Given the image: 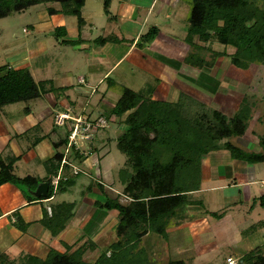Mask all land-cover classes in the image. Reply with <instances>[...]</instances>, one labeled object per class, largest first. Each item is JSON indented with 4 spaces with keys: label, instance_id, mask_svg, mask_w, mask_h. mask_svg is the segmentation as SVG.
I'll list each match as a JSON object with an SVG mask.
<instances>
[{
    "label": "rangeland",
    "instance_id": "374dc122",
    "mask_svg": "<svg viewBox=\"0 0 264 264\" xmlns=\"http://www.w3.org/2000/svg\"><path fill=\"white\" fill-rule=\"evenodd\" d=\"M165 1L167 2V0ZM189 1L172 0V9L165 10L161 20L159 19L157 23L154 20V15L144 21L135 13L131 15L134 18L129 21L123 18L121 7L117 8L116 6L110 12L111 21H107L108 15L103 10L104 0H86L84 15L87 19L91 17L96 24L92 25V28L86 26L79 32L76 18L69 16L65 26L69 28L66 39L78 40L80 36L84 40L82 43L80 40L75 45L62 44L59 39L55 38L58 33L54 29L64 27L65 23L62 20L65 16L61 13L50 15L47 8L50 6L58 10L60 5L57 3L36 5L22 13L0 19V66L8 64L13 68L27 69L36 83L50 80L55 88L51 92L52 94H47L49 96L42 95L38 99L3 107L0 113L7 112L6 118L3 117L5 121H11L13 117L19 120L25 119V115L31 112V115L39 122L46 120V123L53 125L66 137L70 132L69 122H66L65 127L57 126L54 123L55 112L67 111L72 116H82L83 119L89 120L102 117L107 122L104 129L91 130L93 140L90 136H88L90 141H82L78 136L74 139L76 148L90 157L87 164L75 158L74 147L64 152L67 145L56 149L52 145V142L57 141L53 136L51 139L41 137V133L38 131L40 126L31 131L33 134L37 133L38 138L41 137L31 146H35L40 157L54 156L56 152L65 153L68 154L66 160L84 171L75 177L72 169L63 170L60 173V180L64 183L67 179L73 178L75 182L68 185L63 184L65 192L58 191V182L55 192L52 191V201L50 202L34 200L38 203L35 204L36 208L41 209L42 217L45 215L47 206L52 208L63 202L73 204V216L65 224L64 229L58 234L59 236L57 235L59 244H55L53 247L41 245V252L38 253L39 258L45 259L50 251L72 253L81 246H84L83 250L85 249L82 259L90 264H98V259L102 255L105 256L104 261L120 264H166L170 260H182L186 264H226L227 257L233 258L239 264H251L249 261L251 256L264 255V208L260 206V198L264 194V163L247 164L255 171L254 174H250L255 175V179L252 181L257 180L248 185L250 197L245 185L230 186L235 182L233 178L235 176L225 175L223 180L208 184V186L216 184L225 186V190L201 193L196 197V201H193L194 211L198 212L196 216L206 218L211 223L218 222L221 217L226 218L228 213H232L230 216L234 221L233 226L228 227L229 229L226 231L221 230L223 234L216 238L217 245H212L213 241L207 239L208 234H204L201 235L200 240L198 237L196 242L186 246L180 235L175 236L168 232L170 228L159 232L156 224L151 223L147 235L126 247L122 252L116 253L111 248V244L116 240L115 227L119 220L115 210L107 211L102 206L106 199H114L116 196L114 190L119 191L118 194L122 193L123 186L119 181L118 172L120 169L128 167L126 156L116 148L118 136L126 131V125L123 122L126 114L117 117L108 115V112L114 108L115 103L121 97L123 88L134 91L141 101L146 99L165 101L168 99L177 102L180 94L178 96L176 94L173 96L163 95L165 93L163 91L177 85L180 90L191 93V99L194 98L202 104L206 102L204 107H200L194 100L185 99L184 106L189 111V117L194 116L195 111H203V108L217 110L230 117L238 108L239 102L242 99L247 100L252 107L249 131H253L248 138L254 140L259 135L264 136V66L250 64L245 70L238 69L231 64L228 56L217 58L212 67H204L202 70L187 65L184 62L187 54L183 52V46H179L176 42L188 45L183 42V38L186 36L187 19L191 12ZM112 2L114 4L118 0H112ZM258 6L264 9V0H260ZM174 11L176 13H173ZM140 26L141 28H139ZM48 27H53V30H45ZM102 28L104 29L102 30ZM153 28L157 30V33L150 41L147 42L143 38L139 40L132 56L125 62L121 61L107 80L103 79L102 71L111 67L113 58L118 59L121 56L127 48L126 45L133 41L136 33L139 32L138 36L141 37L148 34ZM165 28L168 30L165 31ZM105 36L112 39V43L116 41L119 43L114 48L112 56L108 57L109 63L104 60V64L99 65L91 50L97 49V55L101 46L93 41L98 37L106 38ZM158 39L161 40L160 44ZM120 41H124L126 44L121 45ZM194 42L203 45L196 41V38H194ZM208 46L213 51H224L226 54L234 52L232 47H224L214 40ZM148 48L153 54H149ZM154 50L159 52L156 53L157 56ZM189 51L193 50L189 47ZM198 54L206 61L211 60L210 51H201ZM80 78L83 79L82 82ZM110 83L113 84L108 89ZM64 87L69 89L63 93ZM91 87H94L97 92L94 94L91 92L90 97L88 94L79 93V91ZM165 88L167 89L164 90ZM104 90H107L106 94H102ZM224 96H229L228 104L224 102ZM55 97L65 100L66 104L74 105L73 110L70 107L65 108L50 103ZM181 115L183 119L188 117L185 116V113ZM189 138L192 139V137ZM240 140L237 138L229 141L234 144ZM256 143L258 141L254 142V148L251 147V150L258 148ZM185 154L188 162L185 167H180L182 175L179 180L183 181L187 188L201 184L202 166L206 159L214 167L224 168L231 165L227 162L231 158L225 157V154L227 156L229 154L227 151H214L205 142L199 150ZM94 155L96 158L100 156L97 159L98 162L93 160ZM167 155L169 156V154ZM91 160L97 165L99 163L98 167L90 168ZM42 170L45 171L43 165H40V168L37 165H31V167H27L26 171L27 174L32 175L31 173L34 171L43 173ZM45 173L44 177H40V180L53 179L47 177ZM98 183L103 188L98 187ZM107 185L109 188L104 189ZM94 190H97L99 194L94 193ZM26 195L28 199V194L26 193ZM116 197L120 204L127 205L129 202V200L120 202V198H123L121 195ZM252 197H254L255 206L250 212ZM211 199H213V204H211ZM239 200L242 201L240 204L237 203ZM244 200L247 203L243 202ZM233 203L237 204L229 207ZM259 214L262 216H258ZM252 224L254 227L251 228ZM34 228L42 229L43 232L45 229L49 232L47 227L41 223L33 227V230L30 231L32 234L36 233ZM48 239L49 237L44 242L50 245ZM30 250L34 251V248H30ZM109 255H112L111 260L108 258ZM21 256L20 254L17 258H13L17 260V264L18 258Z\"/></svg>",
    "mask_w": 264,
    "mask_h": 264
},
{
    "label": "trees",
    "instance_id": "16d2710c",
    "mask_svg": "<svg viewBox=\"0 0 264 264\" xmlns=\"http://www.w3.org/2000/svg\"><path fill=\"white\" fill-rule=\"evenodd\" d=\"M259 1L190 0L191 12L187 19L184 41L193 51L187 53L184 62L191 67L202 69L212 67L217 58L228 56L231 64L238 69L245 70L250 64L264 66V9L258 6ZM53 3L59 4L60 9L49 6L47 12L50 15L61 13L63 16L75 17L78 28L82 27L84 20L81 11L85 0H0V19L22 13L36 5ZM109 5V0H104L103 10L107 15ZM54 30L58 33L55 38L61 40L62 44L75 45L79 42V39H66L63 27ZM156 33V29H151L148 34L139 37L136 46L142 38L148 42ZM194 38L204 46L194 42ZM213 40L224 47H232L234 52L226 54L224 51H213L208 46ZM110 41L113 42L108 37H98L94 40L98 45ZM201 51H210L211 60L206 61L201 57L198 54ZM54 89L50 80L36 83L27 69H14L8 64L0 66V109L38 99ZM179 97L174 103L155 99L141 101L134 91L123 88L121 97L108 112V115L117 117L126 114L123 121L126 131L118 136L116 148L127 158L128 168L120 169L118 178L123 186L122 195L127 197L129 202L127 205L120 204L116 197L113 200L106 199L102 206L104 210L117 212L119 221L115 227L116 240L111 244L116 253L122 252L147 235L149 224L155 223L158 228L160 225L165 229L171 220L186 216L184 208L189 199L188 193L198 190L199 185L187 188L184 182L179 180L182 175L180 167H185L188 162L185 153L199 150L205 142L214 151H227L231 159L247 164L264 163V136L257 137L260 147L258 152L244 151L229 141L243 136L248 129L252 119V107L247 100L242 99L230 117L209 108L195 111L194 116L189 117V111L184 106L185 99H194L185 93H180ZM197 104L204 107L202 103ZM182 113L188 116L187 119H183ZM66 144L65 136L53 145L59 149ZM62 156L63 153L56 152L43 163L47 177L56 176ZM75 158L81 160L83 156L76 152ZM16 160L15 157L0 158V186L13 184L24 191L27 187L35 189L39 181L48 182L50 185V179L40 180L31 176L17 178L13 174ZM68 168L64 166L63 170ZM73 182V178L64 183L59 180L58 191L65 192L63 184ZM97 186L103 188L99 183ZM52 191L49 186L47 197L39 200L52 197ZM32 200L28 196V201ZM260 206L264 208V194L260 198ZM72 216L73 204L63 202L53 206L50 215L46 211L40 223L55 237ZM20 229L24 231L25 228L21 226ZM83 248L84 246L76 248L72 253L50 251L45 259L26 254L18 258V264H90L82 259L85 253ZM104 258L105 256H100L97 263L120 264L104 261ZM108 258L111 260L112 255ZM249 261L251 264H264V255L251 256ZM0 264H17V260L8 254L0 253ZM166 264L186 263L182 260H170Z\"/></svg>",
    "mask_w": 264,
    "mask_h": 264
},
{
    "label": "crops",
    "instance_id": "0c3cea01",
    "mask_svg": "<svg viewBox=\"0 0 264 264\" xmlns=\"http://www.w3.org/2000/svg\"><path fill=\"white\" fill-rule=\"evenodd\" d=\"M109 2H110L109 15H108L107 21H111V19H109V16L112 17L110 12L114 6H116L117 8L121 7L123 18H125L129 21L134 18V16L131 17V15L133 13H135V15L137 17L143 18L144 21L147 20L148 17H151L152 15H154V20L157 23H158L159 19L161 20V16L165 13L164 11L165 10H171L173 7V5L171 4L172 0H167V2L165 0H136L134 2H132L131 0H129V1L128 0H118V2L114 3L115 5L113 4L112 0H109ZM84 8H85V4H84L82 11H81V16L84 20V24L82 25L81 28H77L79 32H81L82 28H85L86 26L91 27L92 25L96 24L95 22H93L91 17H90L91 20L87 19L85 17L84 12H83ZM89 12H90V10H89ZM173 13H176V12L174 11ZM68 17L69 16H65V18L63 17V20H62L63 23H65L63 28L65 29L66 36L68 35V30H69L68 27H65L66 24L68 23V21L66 20V19H68ZM164 26H166V25H164ZM139 28H141V26ZM103 29L104 28H102V30ZM45 30L52 31L53 27L52 28L48 27ZM139 30H141V29H139ZM167 30L168 29L165 28V31H167ZM160 32H161V30H160ZM138 35H139V32L136 33L133 41H130V43H128L126 45V47H127L126 50L121 54V56L118 59L113 58V60H112L113 64L111 63L112 64L111 67L102 71L103 79L106 78V80H107L108 77H110L111 72L114 71L115 68H117V65L121 61L125 62L127 59H129V57L132 56L134 50L136 49V40L139 37ZM78 39H79V41L81 40V43L84 42V40H82L80 38V36L78 37ZM183 39H185V37ZM158 40H159V44H160L161 40L160 39H158ZM169 40H171V39L169 38ZM183 42L186 44L185 41H183ZM118 43H119V41H116L114 43L110 42V43H106L104 45H100L101 50L97 55H96L97 49L91 50V52H93L95 54L96 59H97V63L99 65H103L104 60H106V62L109 63L108 57L110 55L112 56L113 50L116 47V45H118ZM120 43H121V45L126 44L124 41H120ZM176 44H178L179 46L180 45L183 46L182 49L184 50L183 52L185 54H187V52H189L190 46L181 44V42H178V41L176 42ZM149 49L150 48H148L149 54L150 53L153 54V52H150ZM142 50H144V49H142ZM156 53L158 54L159 52L155 51V55L157 56ZM14 69H19V68L15 67ZM200 70H202V69H200ZM173 76L177 77L176 75H173ZM80 79H82V78H80ZM100 80L98 81L99 84H100ZM112 84L113 83H110L107 88L109 89ZM88 86H90V85H88ZM95 87H97V86H95ZM68 89H69L68 87H64L63 93L67 92ZM86 89L87 90L79 91V93H82L84 95L88 94V96H89L91 92H93V94L97 92V91H95L94 87L86 88ZM166 89L167 88H165L164 90H166ZM89 90H91V91L89 92ZM105 91H107V90H104V92H102V94H106ZM163 92H165V93H163V95H165V96H173L174 94H176L178 96L180 93H185L188 96H191L190 95L191 93L186 92V90L185 91L180 90V87H178L177 85L171 86L170 88L167 89V91H163ZM47 94H52V93L47 92L44 95H47ZM47 96H49V95H47ZM224 98H225L224 102L228 104L230 102V100L229 101L227 100V98H229V96H224ZM59 99L60 98H56V97L52 98V102H50V103H52L53 105H56V106L60 105L61 107H65V108L70 107L73 110L74 105H71L69 103L66 104L65 100L60 99V101H59ZM165 101L174 103L168 99H166ZM204 104L206 105V102ZM239 104H240V102H239ZM208 106H209V104H208ZM56 110H58V109H56ZM236 110H234V112ZM0 111H2V110L0 109ZM55 113H57V112H55ZM6 114H7V112H3V114L0 113V158H6V157L17 158V160L15 161V163L13 165V174L17 178H24L26 176H31V177H35V178L40 179V177H44L43 174L45 173V171L43 172V170H42L43 173H38V172L34 171L33 173H31L32 175L27 174V171H26L27 167H31V165H33V166L37 165L40 168V165H43V163L46 160H48L52 157V156L47 157V158L40 157L38 155L37 149H35V146L31 147L32 144H35L37 142V139L39 140V138H41V137H43V138L48 137V139H51V137L53 136L55 138V140L59 141V140L63 139L65 136L61 132H59V130H56L53 127V125H51L50 123H46L47 122L46 120H41L39 122L34 116L31 115L32 114L31 112H29L27 115H25V119L19 120V119H15L13 117V120H11V121H5L3 119V117L6 118ZM99 114H101V113H99ZM251 121H252V119H251ZM37 122H39V123L37 124ZM35 127H39L38 131H39V133H41L40 134L41 137H39V138L36 135L37 133H35V134H33V132L31 133V131L34 130ZM252 132H253L252 130L249 131V126H248L246 133L243 136L238 137L241 139L240 142H238V143L235 142L233 145L236 146L237 148L242 149V150L247 151V152H251V151L258 152V151H260L258 143H256L258 148L251 150V147L254 146L253 145L254 142L258 141L256 139V137H255V139L253 138L254 140H249V138H248L249 134H252ZM235 139H237V138H234L233 140H235ZM53 144L54 143L52 142V145ZM225 157L230 158L229 154H228V156L225 154ZM89 158L90 157L87 156V160L85 163H88L87 161ZM93 158H94L93 160L97 161V159H99L100 156L98 158H96V156L94 155ZM82 159L83 158H81L80 161H82ZM91 162H94V161L91 160ZM227 162H228V164H231L230 167L225 166L224 168H221V167H214L210 164L208 159L205 160V162L203 163V166H202V175H201L202 177L200 180L201 184L199 185L198 190H194V191L188 193L189 199H188L187 205L184 208V212H185L186 216L180 217L179 220H171L168 227L165 228V230L170 228L168 232L174 234L175 236L180 235L184 239V244L186 246L190 245L193 242H196L198 237L200 240L201 235H204V234H208L207 239L210 241H213L212 245H217V239L216 238L218 236H220L221 234H223V231H221V230L224 229L226 231L230 227L233 226L232 223H234V221H233V218L230 216L232 213H228L226 218L221 217L220 221L214 222V223L209 222L210 220H208L206 218L196 216V214H198V212L194 211V205L195 204L193 201H196L195 199L198 195H200L201 193H208V192L215 193L218 190H222V189L225 190L226 189L225 186H221V185L218 186L217 184L208 186V184L219 182L221 179L223 180L225 175H227L228 177L235 176V177H233L235 179V182L232 183L230 186L237 187V186L245 185L247 187L248 196L249 197L251 196L250 190L248 189V185H251L252 183L257 181V180L252 181L255 179L254 178L255 175H250L252 173L253 174L255 173L254 168L249 167V165H247V163H245L243 161L231 159V160H227ZM98 165H99V163H98ZM98 165H97V167H98ZM253 165H250V166H253ZM51 178H54V177L52 176ZM39 182H42V181H39ZM28 188L29 187L24 188L23 190L26 191ZM108 188H109L108 185H107V187L106 186L104 187V189H108ZM29 189L34 190V188H29ZM24 191H21L20 189H18L13 184H3L0 186V253L8 254L12 259L17 258L20 254L21 255L29 254V255L39 257L38 253L41 252V245H43V246L46 245V247L47 246L53 247V246H55V244L56 245L59 244V241H57V240H59V237H58L59 235L53 237L49 234L50 232L46 231L45 229L43 232L42 229L36 230L34 228L36 230V233L32 234L30 232L33 230V227L35 225H38V224L40 225V220L42 219V213H41L40 208H36L37 206L35 204H38V203L34 202V200L29 202L28 199L26 198L27 195L25 193H23ZM93 192L99 194V192L97 190H94ZM118 193H119V191L117 192L116 190H114V194L116 196H119V197H120V195L123 196L122 193H120V194H118ZM116 196L114 198H116ZM212 197H214V196H212ZM128 200L129 199L125 196H123V198L122 197L120 198V202H123V201L127 202ZM50 201H52V199L51 200L45 199L42 202H50ZM241 202L242 201L239 200L237 203L240 204ZM243 202L247 203V201H245V200ZM237 203L230 204L229 207H232V206L236 205ZM211 204H213V199H211ZM254 206H255L254 197H252L250 199V212H252V208H254ZM47 207H49V206H47ZM47 207H46V211H47ZM50 214H51V208H50V213H48V215H50ZM258 216H260V214ZM182 218H183V220H182ZM21 226H23L25 228L24 231H22L20 229ZM250 227L251 228L254 227L253 224ZM160 231H163V228H161V226L159 225V232ZM48 237H49L48 240H50V242H49L50 245L45 244V242H44ZM53 238H54V240H53ZM2 248H4L5 250L2 251L1 250ZM6 248H8L9 251ZM30 248H34V251L30 250ZM13 250H15V251H13Z\"/></svg>",
    "mask_w": 264,
    "mask_h": 264
},
{
    "label": "built area",
    "instance_id": "2783aa9c",
    "mask_svg": "<svg viewBox=\"0 0 264 264\" xmlns=\"http://www.w3.org/2000/svg\"><path fill=\"white\" fill-rule=\"evenodd\" d=\"M83 80H81L82 82ZM66 122H69V126H70V132L67 135V147H65L64 152H66L67 149L74 147V150L76 152H78L79 154H81L83 156L82 159V163L86 162L87 160V155H84V152L79 150L78 148H76L75 144H74V139L76 138V136H78V138H81L82 141H90V139L88 138V136L91 137V140H93V134L91 132L92 129H104L107 126V122L102 118V117H98L96 120H89V119H83L82 116H72L70 115L67 111L65 112H58L54 115V123L59 126V127H65ZM80 133V135H78ZM70 139V140H69ZM68 153V151H67ZM68 154H63L62 159L60 161V166L58 169V172L56 174V176L51 180L50 185L52 187L53 193L55 192L58 182L60 180V173H62L64 166H68L70 169H72L74 176L78 175V173L80 172H84L82 169H80L79 167L73 166L71 162H69L68 160H66ZM92 164H90V168L93 167H97V164H95L94 162H91ZM87 164V163H86ZM88 167V166H85ZM52 197H50L47 200H51ZM47 212L50 213V208H47ZM226 264H239L236 260H234L231 257H227L226 258Z\"/></svg>",
    "mask_w": 264,
    "mask_h": 264
},
{
    "label": "water",
    "instance_id": "95a60500",
    "mask_svg": "<svg viewBox=\"0 0 264 264\" xmlns=\"http://www.w3.org/2000/svg\"><path fill=\"white\" fill-rule=\"evenodd\" d=\"M49 183L39 182L37 183L34 190L27 189V194L33 200H38L39 198H46L48 195Z\"/></svg>",
    "mask_w": 264,
    "mask_h": 264
}]
</instances>
